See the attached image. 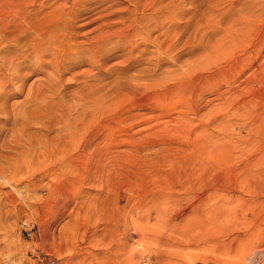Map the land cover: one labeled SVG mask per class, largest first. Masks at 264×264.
<instances>
[{"label": "rangeland", "instance_id": "374dc122", "mask_svg": "<svg viewBox=\"0 0 264 264\" xmlns=\"http://www.w3.org/2000/svg\"><path fill=\"white\" fill-rule=\"evenodd\" d=\"M261 40L264 0H0V264H264Z\"/></svg>", "mask_w": 264, "mask_h": 264}, {"label": "bare ground", "instance_id": "6f19581e", "mask_svg": "<svg viewBox=\"0 0 264 264\" xmlns=\"http://www.w3.org/2000/svg\"><path fill=\"white\" fill-rule=\"evenodd\" d=\"M249 23V22H248ZM247 25V24H246ZM247 27V26H246ZM248 28V27H247ZM246 28V29H247ZM227 29V28H226ZM245 29V28H244ZM249 29V28H248ZM229 30V29H228ZM241 36L244 38V39H246V36L245 35H243V34H241ZM241 37V38H242ZM221 39V38H220ZM219 39V40H220ZM256 41V40H255ZM254 41V38L253 39H250L247 43H246V45H244L243 46V49L241 50V55H239L236 59H235V63L233 64V66L234 67H238V66H240V67H250L251 65H252V63H253V61L254 60H256L255 59V57H256V47H258L257 46V44H256V42ZM261 42V45H262V43H264V40H261L260 41ZM221 44H223V43H221ZM222 46V45H221ZM220 46V47H221ZM213 47V46H212ZM221 49V48H220ZM242 58H244L243 59V61H241V59ZM229 65H231V64H229ZM229 67H231V66H229ZM232 71V70H231ZM253 71V70H252ZM212 147H214V146H212ZM216 147V146H215ZM199 154H203V150L202 149H200L199 150ZM210 154V153H209ZM231 154V153H230ZM176 155V154H175ZM214 155V154H213ZM229 155V154H228ZM200 158H202V156L200 157ZM199 158V159H200ZM70 160H71V162L74 160V158H70ZM200 161V163H201V160H199ZM204 161V162H203ZM203 164L205 163V160L203 159ZM249 162V161H248ZM247 162V163H248ZM190 163V162H189ZM198 163V162H197ZM199 163V164H200ZM215 163H216V161H215ZM250 163V162H249ZM172 164V163H171ZM199 164H197V165H199ZM213 164V163H212ZM196 165V166H197ZM229 165V164H228ZM64 166H68V165H64ZM201 166V165H200ZM202 167H203V165H202ZM201 167V168H202ZM204 167H206V166H204ZM215 167V166H214ZM224 167V166H223ZM195 169V168H194ZM193 169V170H194ZM197 169V168H196ZM189 170V169H188ZM202 170H204V169H202ZM198 171V170H197ZM228 172V171H227ZM196 173V172H195ZM193 174V173H192ZM197 174V173H196ZM201 174H203V173H201ZM193 176H194V174H193ZM196 176V175H195ZM199 176V175H198ZM189 177V176H188ZM195 178H197V176L195 177ZM199 179H200V177H198ZM238 178V177H237ZM192 179V178H191ZM187 180V179H186ZM193 180V179H192ZM196 181H197V179H195ZM194 181V180H193ZM169 197V196H168ZM171 197V196H170ZM174 198V197H173ZM171 200H172V198H171ZM162 203V202H161ZM167 207H169V205L167 206ZM167 211H168V209H167ZM165 212V211H164ZM169 212V211H168Z\"/></svg>", "mask_w": 264, "mask_h": 264}, {"label": "built area", "instance_id": "2783aa9c", "mask_svg": "<svg viewBox=\"0 0 264 264\" xmlns=\"http://www.w3.org/2000/svg\"><path fill=\"white\" fill-rule=\"evenodd\" d=\"M50 263H52V262H50Z\"/></svg>", "mask_w": 264, "mask_h": 264}]
</instances>
